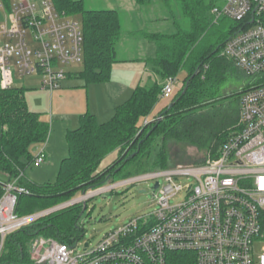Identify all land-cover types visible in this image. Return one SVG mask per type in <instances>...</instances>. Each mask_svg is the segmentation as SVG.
Masks as SVG:
<instances>
[{
  "label": "built area",
  "instance_id": "1",
  "mask_svg": "<svg viewBox=\"0 0 264 264\" xmlns=\"http://www.w3.org/2000/svg\"><path fill=\"white\" fill-rule=\"evenodd\" d=\"M0 88L13 87L15 76L39 74L42 87H61L65 67L83 62L82 27L56 10L51 0H0ZM216 20L238 23L223 53L254 84L239 98L238 126L204 163L156 168L118 182L105 183L51 208L18 215V196L28 190L15 180L2 182L0 257L6 236L34 220L119 186L151 180L156 207L109 230L91 247L75 237L63 242L35 237L28 255L33 264H172L176 254L193 264H264V0H226L214 6ZM177 77L163 80L162 98H170ZM182 83H179L178 87ZM45 144L32 165L44 162ZM183 179H186L184 181ZM179 193L184 198L171 203ZM87 243V246H85Z\"/></svg>",
  "mask_w": 264,
  "mask_h": 264
},
{
  "label": "trees",
  "instance_id": "2",
  "mask_svg": "<svg viewBox=\"0 0 264 264\" xmlns=\"http://www.w3.org/2000/svg\"><path fill=\"white\" fill-rule=\"evenodd\" d=\"M2 1L7 5L8 0ZM51 1L61 13L81 15L83 69L79 76L86 83L106 81L116 61V45L120 39L118 11L87 9L82 0ZM134 1L149 5L153 0ZM159 1L169 9L170 0ZM178 1L183 15L190 21L189 29L145 33L155 44V55L150 60L159 77L164 80L184 72L181 86L170 97L172 106H164L149 123L148 116L160 100L163 87L154 82L150 86H136L105 122H99L88 112L80 115L78 126L65 134L67 154L60 160L53 180L37 183L25 177V169L33 162V147L43 144L48 137V122L40 113L29 110L25 88H0V175L28 190L18 196V215L51 208L69 201L79 191L102 186L129 161L155 169L173 166L168 161L169 145L176 142L205 150L209 153L208 159L217 155L219 146L237 128L239 120V106L231 107L225 100L240 98L241 92L255 82L223 53L226 40L240 25L235 22L236 26L227 34L224 30L220 33L215 27L221 18H229L223 16L215 20L210 12L215 4L204 0ZM231 67L245 78V82L237 90L216 95L213 84ZM160 115L162 118L158 120ZM126 150L125 157L117 162ZM113 151L118 157L100 170L101 161ZM131 153L133 156L127 159ZM207 158L191 165L204 163ZM2 182L0 180V197L4 191ZM83 206L75 203L63 207L6 236L0 264H33L25 246L35 234L49 232L63 242L74 239ZM172 264H193V256L176 254Z\"/></svg>",
  "mask_w": 264,
  "mask_h": 264
},
{
  "label": "rangeland",
  "instance_id": "3",
  "mask_svg": "<svg viewBox=\"0 0 264 264\" xmlns=\"http://www.w3.org/2000/svg\"><path fill=\"white\" fill-rule=\"evenodd\" d=\"M82 1L84 7L87 9L112 8L117 10L121 21L120 39L117 44V47L120 45L118 56L125 57L135 54L134 50L131 52L125 50L122 51V45L126 44L127 46L130 42L131 44L136 45L141 39L136 32L133 33V31H130L134 24L139 21L137 19L138 10H134L127 6V2H124L125 0H118L117 2L114 0ZM204 2L221 6L226 2V0H204ZM143 6L145 5H141V7ZM142 9H145L146 14H149V6L143 7ZM2 13L3 10L0 9V18ZM154 13H156L155 15L159 18L154 22V24L157 22V26L162 33H173L178 28L184 30L190 28V21L183 15L182 8L178 0H170L169 9L167 7L166 10L165 8H161L160 11H155ZM159 14L161 15V19ZM149 15H151V13ZM70 16L79 25H81L80 14ZM141 21L143 20L141 19ZM235 26L236 23L232 20L221 18L220 24L215 28L220 33L224 30L227 34V32ZM129 31L132 32V35H128ZM65 69L67 73L70 74L69 77L62 80L61 87L53 91L42 87V76L39 74H29L24 76L16 75L13 83L14 87L25 88L27 106L31 111L41 113L42 118L48 122L49 136L52 122L57 124L61 123V120H68L74 112L77 113L78 110H80L81 106L84 108V113L88 112L91 114L92 111L100 108V104L102 102L101 97L103 92L100 90L101 85H97L100 83H86L84 79L79 76V72L83 69V62L67 65ZM183 77L184 72H179L174 91L177 90ZM244 82L245 78H243L241 74H238L231 67L222 72L219 80L213 84L212 90L216 93V95L228 94L232 92V90L234 91L239 89ZM95 98H97L96 109L94 107ZM225 101L226 104L231 107H236L237 105L239 106V97L237 96L230 97ZM169 104L170 98H160L152 110L153 114L151 113L148 116V120L151 121L154 114H157L159 110ZM110 116V114H107L105 117H99L97 120L102 122L111 118ZM49 139L50 138H47L46 144H48ZM42 145L43 144L35 145V147H38L37 149L33 147V153L39 150ZM169 146L170 151L168 154V161L172 163V165H191L195 162L203 160L205 157L209 158V153L205 150H198L194 147L186 146L181 142H176L170 144ZM59 153L60 151L55 154V157H53L51 161L47 160L39 167H34L32 164L31 166H27L25 169V177L37 183L53 180L52 178L54 177L42 179L41 175L51 174L55 176L54 174L57 172L60 163V156H58ZM117 157L118 153L116 151L109 153L101 161L99 169L101 170L102 168L108 166ZM151 159H153V156ZM154 169L155 168L153 167L137 165L132 161H129L126 164H123L117 172H114L110 179L105 182V185L110 182H118L131 176L141 175ZM183 180L186 181V179ZM152 185L153 182L151 180H144L137 183L119 186L112 190L94 195L88 198L85 202H79L82 203V205L85 203V209L81 212L77 219L78 230L74 233L73 237L79 238L82 242L87 241L91 247H94L109 230L129 221L132 218L151 212L156 207L157 201V198L151 189ZM81 193V191L77 192L72 199L80 197ZM183 198L184 193H179L171 199L170 202L176 203L181 201ZM48 233L49 232H41L31 236L25 246L27 251L35 237H52V235ZM255 248L256 252H262L264 242L257 244Z\"/></svg>",
  "mask_w": 264,
  "mask_h": 264
},
{
  "label": "crops",
  "instance_id": "4",
  "mask_svg": "<svg viewBox=\"0 0 264 264\" xmlns=\"http://www.w3.org/2000/svg\"><path fill=\"white\" fill-rule=\"evenodd\" d=\"M114 1L117 2L118 0H114ZM124 2H127L126 5L131 7L132 9L138 10L137 19L139 21L135 23L134 26L132 25L133 27L130 31H133V33L136 32L141 39L139 43L136 45L131 44V42L127 46L126 44L122 45V51L125 50L131 52L132 50H134L135 54H132L130 56H125V57L118 56V53L120 51V45H118L119 47H117L116 45V55H115L116 61L112 64L109 78L106 81L97 84L98 86L101 85L100 90L103 93L101 97L102 102L100 104V108L95 111H92L91 113L96 117V119L102 116L105 117L107 114H110L111 115L110 117H112L115 107L120 103H122L123 101H125L126 99H128L133 89L136 86L138 85L150 86L154 82H157L159 84L163 83V80L159 77V75L155 71L150 60L155 55V51H156L155 44L145 37V33L160 32L157 26V22L154 24V22L159 19L157 18V16L155 15L156 13L154 12L160 11L161 8H165L166 10V6H164V4L159 0H153L149 5L143 6V7L149 6L150 8L149 14L151 13V15H149L146 14V10L142 9L143 7L137 4L134 0H125ZM159 16L161 19L160 14ZM141 19L143 21H141ZM130 31L128 35H132V32ZM69 75L70 74L67 73L66 78L69 77ZM94 104H95L94 107L96 109L97 98H95ZM82 114H84V108L81 106L80 110H78L77 113L74 112V114L71 115L68 120L67 119L61 120V123H57V124L52 122L50 136L48 135L47 137L50 138L49 142L48 144H46L47 139L44 142L45 157L43 163H45L47 160L51 161L52 158L55 157V154L58 151H60V153L58 154V156H60V160L66 156L67 145H66V141L64 142L65 134L68 130L74 129L78 126L79 116ZM107 120H104L102 122H105ZM37 147H35V149H37ZM35 153L36 151L34 152V154ZM56 173L54 174L55 176ZM55 176L51 174H45V175H41V178L49 179L52 177L55 178Z\"/></svg>",
  "mask_w": 264,
  "mask_h": 264
},
{
  "label": "water",
  "instance_id": "5",
  "mask_svg": "<svg viewBox=\"0 0 264 264\" xmlns=\"http://www.w3.org/2000/svg\"><path fill=\"white\" fill-rule=\"evenodd\" d=\"M171 106H172V104L170 103V104H169V107H171ZM161 118H162L161 115L157 117L158 120H160ZM152 121H153V120L149 121V123L152 122ZM127 151H128V150H126V151L121 155V157L117 160V162L120 161L121 159H123V158L125 157V155L127 154ZM131 156H133V153H131V154L127 157V159H129ZM127 159H126V160H127ZM0 178H1L0 180L3 181V182H8V181H9V178H8L7 176L0 175ZM157 188H158V182H155V183L152 185L151 189H152L153 191H155ZM82 193H84V191H83ZM84 209H85V203H84V206H83V210H84ZM83 210H82V211H83ZM85 246H87V243H85Z\"/></svg>",
  "mask_w": 264,
  "mask_h": 264
}]
</instances>
